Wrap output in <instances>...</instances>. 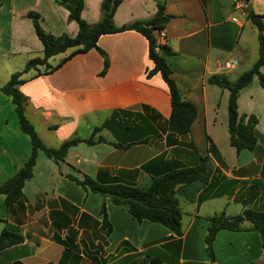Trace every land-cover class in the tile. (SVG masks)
<instances>
[{
	"label": "crops",
	"instance_id": "obj_1",
	"mask_svg": "<svg viewBox=\"0 0 264 264\" xmlns=\"http://www.w3.org/2000/svg\"><path fill=\"white\" fill-rule=\"evenodd\" d=\"M101 2L83 0L81 18L88 25L100 21ZM162 2L169 19L155 37L158 44L170 48L172 54L161 56L183 99L196 108L190 133L168 131V88L159 74L146 78L153 64L147 41L134 31L99 37L97 47L109 62L104 76H99L103 59L96 50L74 56L48 75L34 78V70L24 74L25 83L18 86L26 99L24 113L46 147L56 149L66 141L90 137L96 144L70 148L65 160L57 164L38 152L22 199L7 208L0 196V232L7 229L24 238L23 243L0 251V264H95L89 256L99 264H141L143 259L160 264H212L204 244L209 217L241 214L249 186L259 190L251 208L264 213V90L255 76L238 94V115L254 116L258 123L256 148L237 154L227 131L229 92L207 82L218 77L233 83L256 62L258 31L245 10L264 15V0L248 4L238 0H123L113 23L120 27L131 21L148 22ZM0 5V87L29 60L42 57L28 13L39 16L40 27L49 35L77 34L68 12L52 0H0ZM71 51L50 58L48 64L54 67ZM260 73L264 76V65ZM118 111L124 114L114 115ZM97 127L101 130L92 136ZM81 128L88 137H80ZM99 138L105 143H98ZM132 142L124 149L112 146ZM30 151L13 105L0 93V185L17 173ZM203 156L211 159L213 175L221 179L203 187L177 189L181 237L161 225L139 223L127 207L106 200L112 228L107 235L100 228L101 198L65 178L86 175L145 189L151 178L195 166ZM250 227L244 222L240 231L216 234L215 264L264 262V241ZM57 238L71 242L75 249L64 254L66 248Z\"/></svg>",
	"mask_w": 264,
	"mask_h": 264
},
{
	"label": "trees",
	"instance_id": "obj_2",
	"mask_svg": "<svg viewBox=\"0 0 264 264\" xmlns=\"http://www.w3.org/2000/svg\"><path fill=\"white\" fill-rule=\"evenodd\" d=\"M57 6L62 7L68 12V20L76 23L78 27L77 34L74 37L66 35L52 36L45 33L39 25V16L34 13H28L27 17L31 20L36 37L42 46V57L29 60L24 68L13 73L9 80L0 87V93L8 97L14 108L19 131L25 135L31 146L28 159L22 167L11 178L7 179L0 185V196L4 199L5 207L9 208L20 199H22V188L26 181L30 180L33 175V168L36 163L38 152L52 160L54 163L63 162L70 148L79 144L93 146L96 144L92 137L88 139H73L62 143L59 148H47L37 136L33 125L25 116L26 99L19 91L18 86L25 83L22 76L32 70L36 72L34 78L41 75H48L59 69L64 63L76 55L85 54L90 50H96L103 59V68L99 76H104L107 72L109 62L106 54L97 47V41L100 36L114 35L118 33L134 31L140 34L147 41L148 59L152 62L153 68L147 72L146 78L149 79L155 74H159L168 88L170 95L171 113L167 121L168 131L176 135H186L190 133V127L196 118V108L193 104L183 99L181 92L176 87L171 78V70L163 59L161 54H172L170 48L166 45H160L156 41L155 34L161 33L168 22L169 16L165 14V3L157 5L153 18L145 23L131 21L116 27L113 23L114 13L123 0H102L100 5V21L90 26L82 18L83 0H52ZM248 4L249 0H238ZM1 7V5H0ZM246 18L256 27L258 31V58L251 69L244 72L235 82L230 83L225 78L211 77L207 80L209 85L216 86L219 89L229 92L227 104V131L229 135L230 146L233 147L237 154L246 150L252 152L257 146V134L255 127L258 123L254 116L238 115L237 99L239 92L247 87L253 77H257L260 87L264 90V76L260 73V68L264 65V15H256L248 7L245 10ZM72 50L66 57L62 58L54 67L48 64L52 57L64 54ZM40 68L43 71H40ZM118 111L114 115H123ZM107 124V123H106ZM102 127H105L106 125ZM101 127L93 130V134L99 132ZM138 140V139H137ZM206 143L210 144V139L205 136ZM98 143H105L101 138ZM132 143L125 146L112 144L115 148H128ZM211 150V147H210ZM213 162L208 156L199 158V163L195 166L170 170L169 172L151 178L149 185L145 189L134 187L128 184L120 183L116 180L102 181L101 179H92L89 176H83L78 179L74 176L67 175L65 178L74 182L85 192H91L98 195L101 200L99 214L101 216L100 228L105 230L108 235L112 228L108 222L106 214V200L114 206L127 207L128 214L137 222L143 220L163 226L171 231L175 236L181 237V212L175 197L176 191L188 185H198L203 187L209 185L213 176ZM246 198L242 202L243 211L234 217H226L223 213L213 215L207 220L209 226L206 229L204 237L205 251L212 264L214 263V254L212 244L216 234L221 230L240 231L242 224L248 222L251 230L258 232L264 241V213L255 211L251 207L259 196V190L256 186L246 188ZM37 209V206H36ZM67 250L75 249V246L60 241ZM24 242V238L16 233L4 229L0 232V251L19 245ZM79 257V256H77ZM95 264H99L96 258H88ZM53 264V263H47ZM59 264H62L61 262ZM141 264H160L156 260L143 259ZM254 264V263H251ZM264 264V262L262 263Z\"/></svg>",
	"mask_w": 264,
	"mask_h": 264
},
{
	"label": "rangeland",
	"instance_id": "obj_3",
	"mask_svg": "<svg viewBox=\"0 0 264 264\" xmlns=\"http://www.w3.org/2000/svg\"><path fill=\"white\" fill-rule=\"evenodd\" d=\"M25 66V65H24ZM24 66L22 67V69L24 68ZM21 68V67H20ZM22 69H17V71L16 72H19V71H21ZM97 124H99V123H97ZM87 133H86V130L84 129V128H81V130H80V137H88L89 135H86ZM45 146V145H44ZM48 148V147H47ZM59 148V147H58ZM55 149V148H54ZM57 149V148H56ZM228 161H230L231 162V160L230 159H228ZM217 176V177H216ZM221 178H220V175L219 174H214L213 176H212V179H211V181H210V183L212 182V181H215V182H218L219 180H220ZM241 191V190H240ZM98 196V195H97ZM96 196V197H97ZM99 197V196H98ZM181 200V199H180ZM90 204V203H89ZM74 210H75V208H74ZM64 220H67V219H64Z\"/></svg>",
	"mask_w": 264,
	"mask_h": 264
}]
</instances>
